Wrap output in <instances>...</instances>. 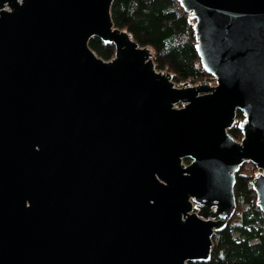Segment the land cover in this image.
<instances>
[{
  "label": "water",
  "instance_id": "water-1",
  "mask_svg": "<svg viewBox=\"0 0 264 264\" xmlns=\"http://www.w3.org/2000/svg\"><path fill=\"white\" fill-rule=\"evenodd\" d=\"M177 1L210 81L157 70L113 0H0V264L206 261L244 162L264 218V0Z\"/></svg>",
  "mask_w": 264,
  "mask_h": 264
},
{
  "label": "trees",
  "instance_id": "trees-1",
  "mask_svg": "<svg viewBox=\"0 0 264 264\" xmlns=\"http://www.w3.org/2000/svg\"><path fill=\"white\" fill-rule=\"evenodd\" d=\"M110 7L115 27L126 31L138 46H146L154 67L168 71L175 83L210 81L195 49L193 19L177 0H113ZM236 119L241 113L236 111ZM235 139L240 132L227 129ZM251 169H254L251 166ZM250 172L235 173L233 194L236 210L224 227L212 236L209 258L188 264H264V218L255 206Z\"/></svg>",
  "mask_w": 264,
  "mask_h": 264
},
{
  "label": "rangeland",
  "instance_id": "rangeland-1",
  "mask_svg": "<svg viewBox=\"0 0 264 264\" xmlns=\"http://www.w3.org/2000/svg\"><path fill=\"white\" fill-rule=\"evenodd\" d=\"M176 84H178V83H176ZM251 166L254 167V165H252L251 163L244 162L240 167H241L243 172H250L251 177H253L254 174L256 172H258V170L255 167H254V169H251Z\"/></svg>",
  "mask_w": 264,
  "mask_h": 264
},
{
  "label": "built area",
  "instance_id": "built-area-1",
  "mask_svg": "<svg viewBox=\"0 0 264 264\" xmlns=\"http://www.w3.org/2000/svg\"><path fill=\"white\" fill-rule=\"evenodd\" d=\"M257 174V172L254 174V176Z\"/></svg>",
  "mask_w": 264,
  "mask_h": 264
}]
</instances>
